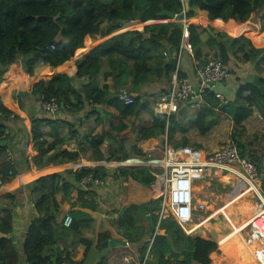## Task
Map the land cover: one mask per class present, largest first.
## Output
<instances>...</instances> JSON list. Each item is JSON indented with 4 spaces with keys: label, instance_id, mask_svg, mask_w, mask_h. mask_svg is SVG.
Segmentation results:
<instances>
[{
    "label": "trees",
    "instance_id": "obj_1",
    "mask_svg": "<svg viewBox=\"0 0 264 264\" xmlns=\"http://www.w3.org/2000/svg\"><path fill=\"white\" fill-rule=\"evenodd\" d=\"M188 3L189 11L185 15L187 20L204 17L211 22L221 20L225 23L234 21L245 24L255 16L259 19L260 31L264 32V0H189ZM184 9L186 10L180 0H0V82L3 81L8 70L18 63H21L24 71L30 76L33 75L35 65L39 61L56 69L71 61L76 52L84 48L87 38L110 35L125 23L168 20L167 17H160L161 12L167 11L177 16L182 15ZM109 25L112 26L107 30ZM188 31V43L200 67L203 64L200 61L201 35L205 30L189 25ZM218 38L220 42L209 35V40L205 44L210 47L215 60L220 59L223 65L228 62L229 51L244 63L264 60V48H254L248 38L231 40L224 34H218ZM164 41L171 47V51L166 49ZM181 42L182 32L175 23L147 27L143 33L138 31L122 33L94 49L86 58L78 62L74 79L57 75L49 81H39L34 84L33 93L41 98L42 103L56 100L58 108L63 106L81 110L86 105H90L93 114H96V106H105L106 117L101 119L97 115L96 126L91 133L97 132L96 137H93V145L97 152L107 143L108 161L125 162L131 158L146 161L160 159L161 154L145 153L142 145L150 140L166 137L167 144L173 148L187 147L189 133L197 132L204 137L210 132L209 113L201 110L195 116L182 113L170 116L158 115L154 112L157 100L149 102L143 100L141 96L136 97L132 105L125 106L118 101L117 95L109 86L105 85L99 89L94 86V81L100 75L101 59L104 57L111 66L115 68L123 66L125 70H129L126 78L114 80L120 89L126 88L134 93L135 87L148 83L154 76L161 77L163 73L170 85L175 71L174 55L180 49ZM52 45L55 46L54 50L50 48ZM165 53H168V56ZM107 75L108 73L104 74L106 81ZM182 77L178 73V78ZM129 78H131V88L127 86ZM75 81L82 83L79 90L73 86ZM246 92L251 93L248 99L244 97ZM255 96V87L242 86L236 94L233 108L227 113L234 125L231 145H235L241 158L253 162L260 174L264 169V150L257 154L240 141L244 132L243 124L251 117L250 106L245 102ZM72 97L75 103L71 101ZM205 102L213 108L221 105L209 91L205 95ZM11 116L12 113L4 108L0 97V117H2L0 119ZM32 134L35 148L42 147L44 142H40V139L44 136L38 125L33 127ZM177 135H181L180 140L176 139ZM3 138L4 130L0 123V141H4ZM126 143H130L129 148ZM61 157L76 160L78 156L64 153ZM100 160H104L103 157H100ZM119 174L149 190L159 188L157 178L147 169H121ZM75 176L78 183H82L89 176L99 181L104 179L101 170H84L76 173ZM60 182L59 176H52L31 184L33 192L39 189L41 193L36 194L40 196L34 204L37 212L40 215L42 212L45 214L43 219L31 225L25 238L24 255L27 264H74L71 254L67 251L55 253L52 250L55 236L59 233L55 223V214L59 206L55 197L61 191ZM63 186L67 190L71 189L66 182H63L62 189ZM86 187L90 190L79 193L78 205L83 209L96 211L95 203L86 198L89 194H94L91 191L93 185L87 184ZM262 190L264 192L263 187ZM65 198L67 199L68 195H65ZM160 206L161 198L148 204L130 205L124 208L116 221L120 237L125 238L129 243L140 244L145 236V230L137 224L146 215L151 217L147 234L149 237L154 236L150 255L157 264H211L210 255L217 251L216 242L186 235L173 218L159 222L156 212L159 211ZM48 207L52 209L51 213H48L50 211ZM73 216L71 226L61 227L64 231L61 234L75 235L77 244L84 246L86 253L93 242L81 237V216L74 212ZM156 229L163 230L165 234L156 235ZM1 230L6 235L10 234V216L7 215L1 221ZM110 236V234L99 235L98 244L100 245ZM148 244L149 242L142 247V259L146 256ZM0 264H18L17 253L8 239L0 238Z\"/></svg>",
    "mask_w": 264,
    "mask_h": 264
},
{
    "label": "crops",
    "instance_id": "obj_2",
    "mask_svg": "<svg viewBox=\"0 0 264 264\" xmlns=\"http://www.w3.org/2000/svg\"><path fill=\"white\" fill-rule=\"evenodd\" d=\"M170 23L176 24L174 20L169 18L168 20L159 19L146 23L139 21L125 23L119 30L110 35H97L87 38L84 42V48L78 50L71 61L56 69H52L39 61L35 65L33 75L30 76L24 71L21 63H18L8 70L3 81L0 82L1 102L4 108L12 113L11 117L0 119L4 130V141H0V223L7 215L11 218L10 234L6 235L1 230L0 238L8 239L11 242L13 250L18 256V264H27L24 255L25 238L31 225L43 219L45 214L42 212L40 215L37 212L34 204L40 196L36 194L41 193L39 189L33 192L34 189L31 184L52 176H59L61 180L59 186L61 191L55 197L59 206L55 214V223L59 228V233L55 236V245L52 247L55 253L67 251L71 254V260L74 264H127L124 261L125 258L131 260L129 264L142 262V247L151 238L147 234V230L150 229L151 217L144 215L143 219L140 220L141 222L137 224L145 230V236L140 244L129 243L125 238L120 237L116 221L124 208L130 205L148 204L160 199L162 188L159 187L157 190L144 188L130 178H123L119 174V170L147 169L152 175H156L157 170L152 169V161L159 159L146 161L131 158L125 162L108 161L109 147L107 143L103 144L97 152L93 145V137H96L97 132L91 133V130L96 126L97 115L101 119L106 117L105 106H96V114H93L90 105H86L81 110L60 106L55 113L51 114L43 109L41 98L33 93V86L42 80L49 81L57 75L74 79L78 62L86 58L94 49L122 33L130 31L143 33L147 27L163 26ZM182 23L183 25H194L205 30V33L201 35L203 44L200 45L202 65L207 61L215 60L210 47L205 44L209 40V35L217 42H220L218 34H224L231 40L244 37L252 42L254 48H264V32L260 31V22L255 16L245 24L234 21L225 23L221 20L211 22L204 17H193L191 20H187L185 16ZM164 45L168 51H171V47L165 41ZM178 52L174 55L175 61ZM168 53H165L166 56H168ZM216 60L221 62L220 59ZM101 63V72L94 81V86L100 89L107 85L117 95L120 87L114 83V80L126 78L129 70H125L123 66L120 68L111 66L104 57L101 59ZM176 63L170 85L165 80L166 76L163 73L161 77L154 76L148 83L135 87L133 94L136 97L141 96L143 100L149 102L158 101V98L166 94L171 88L176 75ZM198 65L199 62L194 58L193 49L187 42L186 48L181 52V64L178 73L183 76L182 78L187 79L194 88H198L200 85L197 76ZM224 66L229 71V78L218 87V91L224 96L226 104L220 103L221 105L213 108L205 102L199 110H191L185 104H181L172 113L195 116L197 112L206 110L210 115L208 123L211 125L210 132L204 137H201L197 132L189 133L187 135L189 140L187 147L213 153L222 147L219 146L220 143L231 145V134L234 125L227 111L233 108L239 88L248 85L253 86L256 90V96L245 102L250 106L251 117L243 124L244 132L240 141L249 150H254L259 154L264 150V94L260 91V87H264V60L258 59L255 62L244 63L239 58H235L232 52L229 51L228 62ZM105 73H108L107 81L104 79ZM255 80H257V83ZM130 81L131 78L127 80L129 88L132 87ZM83 83L86 84L87 82ZM81 85L82 83L79 81L73 82L76 90H79ZM249 96H251L250 92L244 94L246 99ZM71 101L75 103L73 97ZM98 108L103 110V116L97 113ZM35 125H38L44 136L40 139V142H44V145L38 149L35 148L32 134ZM180 136L177 135L176 139L180 140ZM165 143H167L166 137L153 139L142 145V150L145 153L162 155ZM126 145L127 148L130 147V143H126ZM64 153L77 154L78 157L76 160H69L61 157V154ZM100 157H103L104 160H100ZM84 170H101V175L104 178L103 181H100L102 185L91 188L94 194L86 196L90 202L95 203L96 211L89 210V208L83 209L77 202L80 192L90 190L86 187L87 185L76 181L75 174ZM262 173L264 175V169ZM217 179L223 180L224 177L211 178L212 181ZM63 182H66L71 189L67 190L64 186L62 189ZM65 195H68L67 199ZM48 210H50L48 213L52 212L49 207ZM73 212L81 216V237L93 242L92 247L86 253L85 247L77 244L75 235L66 234L65 236L61 234L64 232L61 227L65 226V219L70 217L73 221ZM212 212L214 213L213 210ZM201 218L197 223L182 229L190 237L216 242L217 251L210 255L211 264H216L223 256L219 238L228 235L230 228L227 226L224 217H212L206 222H204L205 217ZM65 228L68 227L65 226ZM187 231L190 233L188 234ZM103 234H110L111 236L99 245L98 237ZM155 234L162 236L165 232L156 229ZM242 236L247 241L249 235L244 232ZM112 239L121 240L126 245L113 248L102 246L104 242ZM150 249L147 247L146 250V264H157L156 260L150 255ZM240 252L243 259L239 258ZM222 259L225 264H234L236 260L239 264H256L253 253H247L245 250L239 251L237 258L223 257Z\"/></svg>",
    "mask_w": 264,
    "mask_h": 264
},
{
    "label": "built area",
    "instance_id": "obj_3",
    "mask_svg": "<svg viewBox=\"0 0 264 264\" xmlns=\"http://www.w3.org/2000/svg\"><path fill=\"white\" fill-rule=\"evenodd\" d=\"M189 0H180L185 7ZM186 15V10L182 13ZM182 45L176 54V75L168 92L161 95L155 104V112L158 115H172L173 111L181 104H185L191 110L200 109L205 104V95L209 91L221 104H226L224 96L218 91V87L229 78V71L219 60L207 61L205 65L197 69L200 81L198 88H194L187 79L178 78L181 64V52L186 48L189 39V25H183ZM51 50L55 49L52 45ZM136 96L128 89L121 88L117 93V99L125 106L132 105ZM43 109L48 113H55L58 109L56 100L43 103ZM11 158V163L13 164ZM152 169L157 170L154 175L161 192V206L156 213L159 222L173 218L181 228L192 225L196 213L205 214L206 202H197L193 189L211 178L232 176L244 188L250 192L256 214L249 222L247 228L250 235L247 241L256 237L259 246L253 251V259L256 264H264V192L260 186V176L253 162L247 158H241L238 149L234 145H226L213 153H206L191 147L173 148L167 143L162 150V157L152 161ZM83 185L92 184L100 186L102 183L92 178H85ZM241 187L238 184H235ZM244 191V192H245ZM65 226L72 224V219H65ZM154 236L150 238L149 249L152 247ZM218 247V246H217ZM129 264V258L124 259ZM147 256L138 264H146Z\"/></svg>",
    "mask_w": 264,
    "mask_h": 264
},
{
    "label": "bare ground",
    "instance_id": "obj_4",
    "mask_svg": "<svg viewBox=\"0 0 264 264\" xmlns=\"http://www.w3.org/2000/svg\"><path fill=\"white\" fill-rule=\"evenodd\" d=\"M201 189V187H195L193 191L198 192ZM247 193L249 194H243L226 199L224 205L216 209L212 216L204 218V222L208 221L212 217H217V215H222L226 219L230 232L228 235L219 238V245L223 252L222 258H232L239 252V250H244L247 247H249V251H245L251 254L253 253L254 248L259 246L256 237H252L250 242H247L242 236V233L246 232L245 227L256 214V207L253 206V202L251 201L252 196L250 192L247 191ZM222 258L217 261L216 264H225L223 263ZM239 258L243 259L241 252L239 253ZM234 264L239 263L236 261Z\"/></svg>",
    "mask_w": 264,
    "mask_h": 264
},
{
    "label": "rangeland",
    "instance_id": "obj_5",
    "mask_svg": "<svg viewBox=\"0 0 264 264\" xmlns=\"http://www.w3.org/2000/svg\"><path fill=\"white\" fill-rule=\"evenodd\" d=\"M225 145L226 143L219 144L220 147L221 146L224 147ZM259 176H260V186L264 188V175L263 173L260 172ZM235 184H238L241 187H238ZM200 187L202 188L200 191L198 192L194 191L195 198L197 199V202L199 201L206 202L207 211L205 214L196 213L194 216L193 223H197L198 221H200L201 217L211 216L213 214L212 210L215 211L216 209L222 207L226 199L232 198L235 196H240L243 194H249L247 193V191H245V188L239 182H237L236 179H234L232 176L224 177L223 180L222 179H217L213 181L211 179L205 180L204 182H201L200 184L196 186V188H200ZM252 202L254 206V200H252ZM217 216L223 217L222 215H217ZM245 231L248 235H250V230L247 228V226L245 227ZM189 233L190 232H188V234ZM149 241H150V238L147 242ZM148 247H149V244H148ZM244 250L249 251V247L245 248ZM237 255L238 253L232 258H237Z\"/></svg>",
    "mask_w": 264,
    "mask_h": 264
},
{
    "label": "water",
    "instance_id": "obj_6",
    "mask_svg": "<svg viewBox=\"0 0 264 264\" xmlns=\"http://www.w3.org/2000/svg\"><path fill=\"white\" fill-rule=\"evenodd\" d=\"M185 8H186V12H188L189 11V3H186L185 4ZM160 17H167V18H169V19H171V20H174L175 22H176V24H177V27L182 31L183 30V23H182V19H183V17H184V15L182 14V15H177V16H175V15H173V14H171V13H169V12H167V11H163V12H161V14H160ZM112 25H109L107 28H110ZM206 63H204V65H205ZM255 82L257 83V80H255ZM260 91L261 92H263V94H264V87H260ZM97 113L98 114H100V115H104L103 114V110L101 109V108H98L97 109ZM126 244L124 243V242H122L121 240H118V239H112V240H110V241H108V242H104L103 243V247L104 248H113V247H119V246H125Z\"/></svg>",
    "mask_w": 264,
    "mask_h": 264
}]
</instances>
